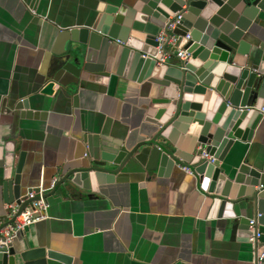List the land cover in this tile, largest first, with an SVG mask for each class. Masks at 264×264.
I'll return each mask as SVG.
<instances>
[{"label":"water","instance_id":"water-1","mask_svg":"<svg viewBox=\"0 0 264 264\" xmlns=\"http://www.w3.org/2000/svg\"><path fill=\"white\" fill-rule=\"evenodd\" d=\"M179 15L178 24L168 30ZM161 33L176 37L172 56L183 49L188 58L159 64L156 39ZM66 34V50L55 75L14 101L19 116L44 119L54 85H77L88 74L118 84L144 115L135 137L115 144L99 159L68 164L61 177L46 184L23 182L21 155L13 178L0 184L2 203L17 206L11 219L6 211L0 216V238L39 194L48 204L57 192H98L143 157L154 166L187 169L208 218L229 226L231 235L247 229L249 239L252 219L246 214L251 210L257 225H264V189L258 188L264 185V166L241 172L236 197L228 192L221 166L238 144L264 139V42L258 41L264 34V0H122L107 4L91 22ZM181 134L195 137L191 157L183 150ZM23 230L0 246V264L71 262L61 253L20 242ZM253 253L255 264H264V247L256 242Z\"/></svg>","mask_w":264,"mask_h":264},{"label":"crops","instance_id":"crops-1","mask_svg":"<svg viewBox=\"0 0 264 264\" xmlns=\"http://www.w3.org/2000/svg\"><path fill=\"white\" fill-rule=\"evenodd\" d=\"M121 2L0 0V184L13 178L21 155V179L36 186L61 177L68 164L99 159L136 136L142 109L125 98L118 84L90 74L77 85L55 84L44 119L21 118L13 108L15 100L58 71L67 29L85 25L99 9ZM258 41L264 42V34ZM180 137L191 157L195 137ZM221 166L228 192L236 197L241 172L264 166V139L238 144ZM200 200L187 171L154 166L143 157L98 192L49 197L46 218L28 225L19 240L32 249L66 255L69 264H255L248 230L231 235L229 226L208 218ZM5 207L0 196V216ZM246 217L253 219L252 210ZM257 229V244L264 247V225Z\"/></svg>","mask_w":264,"mask_h":264},{"label":"built area","instance_id":"built-area-1","mask_svg":"<svg viewBox=\"0 0 264 264\" xmlns=\"http://www.w3.org/2000/svg\"><path fill=\"white\" fill-rule=\"evenodd\" d=\"M180 18V15L177 16L176 19L168 26V30L174 29ZM186 38L188 39V36H186ZM156 41L158 42V54H160V58L158 60L159 64H170V59L183 61L188 58L187 52L183 49H178L173 53L174 56L171 55V48L174 46L176 41L175 36L168 39L165 33H161L157 36ZM260 111L264 114V109H261ZM185 171L189 172L187 169H185ZM258 188L264 189V185H260ZM28 197L32 199L34 197V193L28 194ZM47 207V203L42 198L41 194H39V199L30 202V204H28L27 207L14 218V223L1 232L2 237L0 238V246H7L11 243V241L16 237L17 232L23 230L26 226L44 220L46 218ZM5 210L7 212V218L11 219L17 211V206L6 205ZM249 230L252 233L249 237V242L254 244L261 237V233L257 229L256 221L253 219L249 221Z\"/></svg>","mask_w":264,"mask_h":264}]
</instances>
